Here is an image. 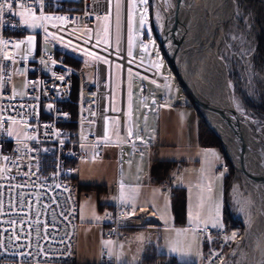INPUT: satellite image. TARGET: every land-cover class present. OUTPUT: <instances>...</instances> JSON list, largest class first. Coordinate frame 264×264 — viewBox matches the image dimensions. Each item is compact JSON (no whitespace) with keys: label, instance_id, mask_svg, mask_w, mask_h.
<instances>
[{"label":"built area","instance_id":"1","mask_svg":"<svg viewBox=\"0 0 264 264\" xmlns=\"http://www.w3.org/2000/svg\"><path fill=\"white\" fill-rule=\"evenodd\" d=\"M8 2L0 0L4 4L0 18V264H76L81 260L77 248L78 195L96 192L81 186L76 166L87 144L96 147L97 156L103 144H121L103 140L106 117L112 111V65L84 60L76 49L99 50L111 63L118 60L126 68L130 60L126 53V0L118 50L113 43L108 46L96 41L94 29L98 19L111 14L114 20V0H18L11 11ZM19 10L35 11L43 19L42 27L30 29L17 14ZM89 27L93 29L91 36L79 31ZM138 64L158 77L152 65ZM91 69L96 70L94 77H89ZM17 78L25 80L21 96L9 87ZM125 82L123 75L120 84ZM118 114L124 117V106ZM11 122L26 126L13 130ZM158 143V138L154 143L129 141L137 152ZM182 165V160L175 161L171 171L181 170ZM229 166L223 158L215 163V170L226 173ZM173 177L171 172L160 176L150 170L147 181L174 196L178 186ZM118 187V180L107 183L106 191L117 199L112 210L96 223L97 235L113 240L116 249L120 241L130 239L127 228L159 223L148 205L134 207L120 201ZM199 231L203 264H223V247L231 242L227 227H201ZM171 258L156 254L125 261L117 252L112 254L102 247L97 262L169 264Z\"/></svg>","mask_w":264,"mask_h":264},{"label":"crops","instance_id":"2","mask_svg":"<svg viewBox=\"0 0 264 264\" xmlns=\"http://www.w3.org/2000/svg\"><path fill=\"white\" fill-rule=\"evenodd\" d=\"M125 85L127 87L128 84ZM121 89L122 96L118 95L116 101L112 96V106L116 112L114 116H110V120L115 128L107 132V117L105 128L106 137L110 134L112 139L109 141L120 142V146L103 144L98 148L101 155L97 156L94 145H85V155L75 169L83 184H91L86 188H93L96 191L89 196L78 195L80 227L77 248L81 260L76 264H99L97 256L102 247L112 254L117 252L119 259L125 261H137L156 254H165L184 261H198L203 250L199 227H216L221 225V221L224 223L226 175L215 170V163L224 158L223 151L220 146L204 145L199 142L200 113L183 90L182 95L169 96L166 92V95L154 98L150 107L145 106L148 112L150 109L153 110L152 116H149V113L148 116L145 114L143 118H139L136 110L135 87L131 86V90L127 91L128 88L121 85ZM122 106L125 109L123 118L118 114ZM135 119L143 120L142 135L138 134L139 127H136ZM157 138L159 143L153 145L151 149L144 147L142 151L137 152L129 145L131 140L154 143ZM155 159L183 161L181 170L169 171L174 174L173 184L186 190L187 211L186 221L183 224L175 222L171 207L172 197L169 193L162 186L147 181ZM116 180L119 181L118 199L134 207L148 205L159 218V223L127 228L130 239L120 241L117 249L112 240L110 251L103 244L104 239L108 238L101 239L97 235L96 223L112 210L117 199L115 195L111 194L114 196V202L111 203L101 202L100 199L102 195L108 193L105 189L107 183ZM90 197H92L91 201H89ZM91 208L93 210H90ZM91 217H95V220L99 219L89 221ZM174 228L182 230L184 235L187 234L184 238H187L189 243L183 238L186 245L173 247L167 244L165 233ZM60 263L64 262L43 264Z\"/></svg>","mask_w":264,"mask_h":264},{"label":"rangeland","instance_id":"3","mask_svg":"<svg viewBox=\"0 0 264 264\" xmlns=\"http://www.w3.org/2000/svg\"><path fill=\"white\" fill-rule=\"evenodd\" d=\"M174 3H176V0H126V53L130 57L126 68H123L118 60L111 63L108 55L99 50L90 47L76 49V53L84 60L90 62L100 60L109 66L112 65V96L114 101H116L118 95L122 96L120 77L126 76L127 83L125 82V84L128 85L127 87L126 85L123 86L128 88L127 91L131 90V86L135 87L136 110L139 118H143L145 114L148 116L149 113L150 116L153 113L151 109L148 112L145 106L150 107L154 98H160L166 95V92L169 96L182 95V87L161 51L163 49L161 45L162 24L167 16V11ZM124 8V0H114V20L112 21L111 14L108 18L97 20L94 28L96 41L108 46L113 43L114 48L119 49L123 30ZM213 10L211 6L207 14L210 15ZM17 14L30 29H38L43 25L42 17L35 11L19 10ZM79 31L91 36L93 29L89 27ZM219 33L220 31L216 30L210 37L209 42L216 46L218 53L227 64L230 84L225 87V91L237 110L244 117L248 116L251 119L250 131L264 138V58L258 62L256 55L260 34L264 42V0H235L231 14L223 22V35L220 40H218ZM94 44L104 50L107 49L98 43ZM138 61L155 67L158 77H152L145 68L142 70ZM95 71V69H91L89 77H94ZM145 86H147L146 90ZM9 87L15 95L21 96L24 93L25 80L23 78L14 79L9 83ZM115 112L116 109L112 106V113L107 114V132L115 128L110 120V116H114ZM200 118H202L201 115ZM134 122L136 127H139L138 134L142 135L144 131L143 120L135 119ZM22 126H26V124L11 122L13 130H17ZM103 140H112L110 134L104 137ZM222 151L224 159L230 162L225 151L223 149ZM171 167L169 171H171ZM224 174L228 182L227 192L225 186V195L227 193L225 203L228 206L230 217L234 219L235 223L227 226L221 221V225H216L226 226L229 230L227 232L231 233V242L223 247L221 261L223 264H254V238L250 227L255 220V192L251 183L231 162ZM91 200L92 197L89 198V201ZM100 200L101 202L111 203L114 202V196L105 193ZM90 210H93V208ZM89 212L88 209V215H90ZM94 218L91 217L89 221L99 219L95 220ZM201 227L212 226H200L199 229ZM183 233L182 230L176 228L167 230L165 233L167 244H171L173 247L186 245L183 238L187 234L184 235ZM189 239L191 241V238ZM187 241L189 243L188 239ZM112 243V240L109 239L103 241V244L110 251L112 250ZM202 255L195 264H203Z\"/></svg>","mask_w":264,"mask_h":264},{"label":"water","instance_id":"4","mask_svg":"<svg viewBox=\"0 0 264 264\" xmlns=\"http://www.w3.org/2000/svg\"><path fill=\"white\" fill-rule=\"evenodd\" d=\"M234 1L219 0L206 21L201 17L191 15L178 18L171 25L168 33L165 36L161 35V45L165 51L166 57H164L183 92L188 95L201 117L219 138L228 160L242 172L254 189L256 199L254 222L260 219L262 221L260 230L252 229L255 248L254 264H264V138L253 134L250 130L251 133L243 131L240 127V120L228 119L222 106L200 84L190 79L184 46L194 29L204 24L209 27L216 26L217 23L222 24L228 14L223 16L224 14L222 15L218 10L219 7L225 2V10L222 12L226 13L230 10L228 8L234 5ZM215 10L216 12L213 13ZM233 107L237 113H240L235 106ZM226 126L230 133L226 131Z\"/></svg>","mask_w":264,"mask_h":264},{"label":"bare ground","instance_id":"5","mask_svg":"<svg viewBox=\"0 0 264 264\" xmlns=\"http://www.w3.org/2000/svg\"><path fill=\"white\" fill-rule=\"evenodd\" d=\"M223 1V0H222ZM225 1V0H224ZM217 2V3H216ZM219 0H176V3L170 7L167 11V16L162 24L161 35L165 36L169 28L175 21L185 15L197 16L203 18L205 21L208 16V10L212 6L218 4ZM225 2L219 7V12L228 16L231 14L233 6L226 13ZM216 10L213 12L215 13ZM226 20V19H225ZM216 26L209 27L207 24L196 28L188 36L186 43V61L188 64V71L190 72V79L197 84H200L216 101L222 106L225 115L228 119L237 118L241 121L240 127L243 131H249L251 125V119L248 116L240 115L237 113L234 103L228 97L225 87L230 84L228 78L227 64L224 58L218 53L216 46L210 44V37L219 30L218 40L223 35V23L215 24ZM188 51V52H187ZM229 126V125H228ZM230 127V126H229ZM226 131L230 133L226 126ZM232 131V130H231ZM250 132V131H249ZM251 133V132H250ZM260 219V218H258ZM262 227V221L254 222L252 229L260 230Z\"/></svg>","mask_w":264,"mask_h":264},{"label":"trees","instance_id":"6","mask_svg":"<svg viewBox=\"0 0 264 264\" xmlns=\"http://www.w3.org/2000/svg\"><path fill=\"white\" fill-rule=\"evenodd\" d=\"M259 45H258V53L256 54L258 57V62H260V60L262 58H264V42H263V38L262 35L260 34L259 36ZM161 51L163 52V55L166 57V55L164 54L163 49H161ZM81 61L78 60L76 61L77 64H79ZM198 138H199V142L204 144V145H218L220 146V148H222L221 143L219 138L216 136V134L209 128V126L207 125V123L200 118V122H199V131H198ZM223 149V148H222ZM174 161L171 160H161V159H155L152 162L151 165V170L154 173L159 174L160 176L166 175L170 169V167L172 166ZM228 182L226 180V192H227V188H228ZM91 184H81V186H85V187H89ZM227 195V193H226ZM171 207H172V212L174 214V219L175 222L177 224H183L186 221V206H187V195H186V190L182 187H177L176 189V193L174 196H171ZM223 220H224V225L230 226L233 225L235 223L234 219H232L230 217V213H229V209L227 204H225V208H224V216H223ZM157 255H164L165 254H157ZM195 261H184L181 260L177 257H172L170 260L169 264H186V263H193Z\"/></svg>","mask_w":264,"mask_h":264},{"label":"snow or ice","instance_id":"7","mask_svg":"<svg viewBox=\"0 0 264 264\" xmlns=\"http://www.w3.org/2000/svg\"><path fill=\"white\" fill-rule=\"evenodd\" d=\"M17 2H18V0H10V2H8V8H9L10 11H11V8H12V4L13 3H17ZM3 9H4V4H0V18H2V16H3ZM13 14H15V13H13ZM31 40H32V38L29 37V42H31ZM60 78L63 79V77H60Z\"/></svg>","mask_w":264,"mask_h":264}]
</instances>
